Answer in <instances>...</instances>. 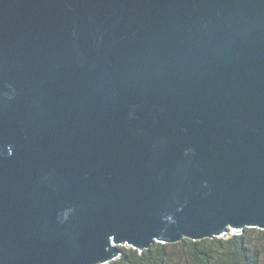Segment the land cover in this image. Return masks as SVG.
Wrapping results in <instances>:
<instances>
[{"label": "water", "instance_id": "water-1", "mask_svg": "<svg viewBox=\"0 0 264 264\" xmlns=\"http://www.w3.org/2000/svg\"><path fill=\"white\" fill-rule=\"evenodd\" d=\"M245 227L264 229V0H0V264Z\"/></svg>", "mask_w": 264, "mask_h": 264}, {"label": "trees", "instance_id": "trees-1", "mask_svg": "<svg viewBox=\"0 0 264 264\" xmlns=\"http://www.w3.org/2000/svg\"><path fill=\"white\" fill-rule=\"evenodd\" d=\"M181 244L187 245V251L181 253L191 264H263L254 253L260 243L264 244V231L247 228L242 234H233L224 238H205L194 241L185 238ZM174 244V243H172ZM171 244L153 243L146 251L140 252L133 247L124 248L122 258L110 264H171L175 258Z\"/></svg>", "mask_w": 264, "mask_h": 264}, {"label": "rangeland", "instance_id": "rangeland-1", "mask_svg": "<svg viewBox=\"0 0 264 264\" xmlns=\"http://www.w3.org/2000/svg\"><path fill=\"white\" fill-rule=\"evenodd\" d=\"M247 228H257L258 230L260 229L258 227H245L244 230H246ZM261 230L264 231V229H261ZM233 234H240V232H237V233L232 232L230 235H233ZM171 245H172L171 249L175 251L174 254L176 255L175 258L172 260L171 264H191L184 257L181 258V253L187 251V245L186 244H181V243L177 242L174 244L171 243ZM260 246L261 247L254 249V253L259 255L260 260H264V244L260 243ZM122 256L123 255L120 254V256L118 258L113 259L112 262L119 261L122 258ZM262 263L264 264V262H262ZM106 264H110V263L108 262Z\"/></svg>", "mask_w": 264, "mask_h": 264}, {"label": "bare ground", "instance_id": "bare-ground-1", "mask_svg": "<svg viewBox=\"0 0 264 264\" xmlns=\"http://www.w3.org/2000/svg\"><path fill=\"white\" fill-rule=\"evenodd\" d=\"M233 231H232V229L230 228V229H228L227 231H226V234L224 235V236H222V237H218V238H223V237H227V236H229L231 233H232ZM244 232V229L242 230V231H240V234H242ZM233 233H235V232H233ZM214 237H217V236H208V237H205V238H214ZM185 238H189V239H191V240H194V241H199V240H202V239H205V238H201V239H193V238H191V237H188V236H183L182 237V239L180 240V242H182ZM152 242H151V244L149 245V247L153 244V243H155V242H158V243H164V244H171V243H174V241H157L156 240V238L155 237H153L152 238V240H151ZM175 243H177V242H175ZM122 247H124V248H130V247H132V246H122V245H118V248H120V249H122ZM135 249H138L140 252H141V249H139V248H135ZM144 252V251H143ZM122 254H123V250H122ZM111 260V259H110ZM109 259L106 261V262H108V261H110ZM113 261V260H112ZM111 262V261H110ZM109 262V263H110Z\"/></svg>", "mask_w": 264, "mask_h": 264}]
</instances>
